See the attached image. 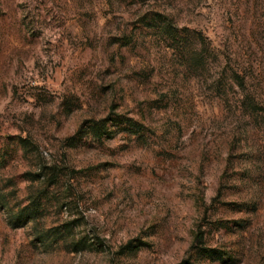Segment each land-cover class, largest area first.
Returning a JSON list of instances; mask_svg holds the SVG:
<instances>
[{"label": "rangeland", "instance_id": "374dc122", "mask_svg": "<svg viewBox=\"0 0 264 264\" xmlns=\"http://www.w3.org/2000/svg\"><path fill=\"white\" fill-rule=\"evenodd\" d=\"M182 263L264 264V0H0V264Z\"/></svg>", "mask_w": 264, "mask_h": 264}, {"label": "trees", "instance_id": "16d2710c", "mask_svg": "<svg viewBox=\"0 0 264 264\" xmlns=\"http://www.w3.org/2000/svg\"><path fill=\"white\" fill-rule=\"evenodd\" d=\"M155 16H157L159 19H162L160 21V25H158L159 27H157L162 34H167V36L174 43L175 42L176 43H180V42H182L184 40V38H183L184 35L181 34V30H179L177 27H175L172 24V22L170 21V19L166 18L163 14H155ZM155 16L154 17L151 16L150 18H147V16L146 17L144 16L140 20V22L144 21V23H146V22H148V19L155 20ZM146 18H147V20H146ZM146 24H147V26H150L148 23H146ZM107 120H108L107 118H104V119H101V120H98V121H92V126L90 127L91 128V132H93L94 134H98L99 133L98 135H100L103 132H105V130H106V124L105 123H106ZM72 139H73V137L70 138V140H72ZM196 240L198 242L200 240V237L197 236ZM200 250H204V249L201 248Z\"/></svg>", "mask_w": 264, "mask_h": 264}]
</instances>
